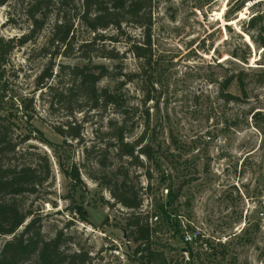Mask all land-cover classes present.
I'll list each match as a JSON object with an SVG mask.
<instances>
[{
	"label": "rangeland",
	"instance_id": "rangeland-1",
	"mask_svg": "<svg viewBox=\"0 0 264 264\" xmlns=\"http://www.w3.org/2000/svg\"><path fill=\"white\" fill-rule=\"evenodd\" d=\"M23 1L8 0L0 8L2 37L17 40L28 33ZM241 1L154 0L151 41L155 63L149 71L153 85L138 75L135 83L126 88L128 102L136 109L132 122L137 123V128L130 140L140 134L144 112L148 110L151 129L158 141L174 155L176 143L181 152L180 158L165 162L161 172L154 173L150 191L146 190L147 163L143 161L142 168L129 166L132 184L140 189L142 214L151 213L155 204L167 202L168 180L160 185V174L174 180L175 185L182 179H193L169 207L173 212L171 219L180 222V237L188 226L200 240L191 244L190 258L185 252L166 249H187L179 235L172 236V232L165 230L157 233L154 248L162 251L165 261L171 264H186V258L190 264H264V49L257 50L241 32V25L253 13L264 11V0H258L247 11L241 9L232 14L233 7ZM52 22L50 18L35 40L15 48L4 67L9 92L3 114L10 115L14 123L12 139L23 154L19 162L39 163L45 156L51 167L48 184L20 202L32 211L44 240L61 233L63 248L88 252L91 264H133L134 245L115 228L123 223L129 211L116 204L108 189L94 180L101 178L106 169L82 157L83 147L94 146L96 150L103 147L106 122L115 115L110 109L102 112L80 108L83 105L80 97L68 105L58 104L49 94V86L55 90L53 95L66 93L71 86L70 75L67 70L60 73V67L84 63L76 51L68 58L45 55L42 49L46 48ZM134 32L139 34L138 30ZM75 39L78 43L83 41L82 29L77 30ZM246 46L249 49L246 64L230 57L234 51L240 57L247 55ZM113 47L123 50L122 46L105 44L107 50ZM95 51L94 47L90 55ZM49 59L53 77L45 88L37 90L35 80L48 67ZM92 60L105 64L111 72L122 64L123 73H135L138 66L130 55L121 63ZM154 71L159 74L157 80ZM239 73L244 81V95L233 83L226 92L239 101L226 104L220 98V84ZM112 85L105 79L98 87ZM140 87L152 99L145 105ZM22 100L27 109L20 105ZM25 116L31 118L28 125ZM66 123L79 130L80 140H65L54 131ZM34 130L56 151L38 141L35 132L29 141L21 142ZM57 157L62 161L68 159L63 165L65 169L68 166L78 169L80 186L74 188L64 177ZM77 207L81 214L72 213ZM148 221L153 226L155 221L150 218ZM9 238L0 237V249ZM26 264L36 263L32 260Z\"/></svg>",
	"mask_w": 264,
	"mask_h": 264
},
{
	"label": "trees",
	"instance_id": "trees-1",
	"mask_svg": "<svg viewBox=\"0 0 264 264\" xmlns=\"http://www.w3.org/2000/svg\"><path fill=\"white\" fill-rule=\"evenodd\" d=\"M246 1L236 4L232 14L239 12ZM7 2L8 0H0V8ZM153 3L154 0H24L23 14L29 22L28 33L17 40L6 39L0 35V237H10L0 249V264H26L32 260L36 264H91L92 262L86 251L64 249L61 233H57L52 239L44 240L32 211L26 210L21 204L20 200L24 196H33L40 188L48 184L51 178V167L45 156L40 158L39 163L19 162L23 154L17 150L18 144L12 139L11 128L14 123L9 118L10 115L3 114L9 92L4 69L8 58L15 48L35 40L45 29L50 18L53 22L48 30L46 48L42 49L45 55L50 58L56 55L68 58L76 51L84 63L82 66L60 67V73L67 70L70 75L71 86L66 93L59 92L54 95V88L49 86L47 87L49 94L55 97L58 104L68 105L80 97L83 102L80 108L83 106V108L88 107L89 111L102 112L110 109L113 112L115 117L108 119L105 125L106 141L103 147H98L97 150L94 146L83 147L82 157L86 161L92 159L94 165L106 169L101 178L94 180L108 189L116 204L129 211L123 223L116 225L115 228L133 243V264H171L165 261L162 251L159 252L154 248L156 236L157 233L165 230V232H172V236L180 237L182 232L180 222H177L176 218L171 219L173 212L170 207L177 202L182 188L189 185L193 179H182L175 185L174 180L167 179L163 173L160 174V185L166 184L168 180L167 202L155 204L151 213L143 215L140 189L132 184V175L129 171V166L144 167L143 161H145L147 163L146 190L150 191L154 173H160L161 165L165 162H174L177 157L180 158L181 153L176 143H173L177 151V155H174L170 153V149L164 148V145L158 141V137L151 129L148 110L144 112L145 121L140 134L130 140L137 128L135 127L137 123L132 122L136 109L128 102L126 88L135 83L134 79L138 75L145 77L148 85H153L152 75H149L155 63L151 41ZM79 28L83 30V41L80 43L75 39ZM135 30L139 31L138 35L134 32ZM241 32L248 37L257 50L264 49V11L255 13V16L241 25ZM85 35L89 36V39H84ZM107 42L113 46H122L123 50L116 47L107 50L105 49ZM94 47L95 54L90 55ZM48 49H52V53ZM246 49L247 55L240 57L234 51L230 57L246 64L249 57L247 46ZM127 55L138 63L135 73H123L122 64L120 67L116 66L115 71L111 72L105 64H97L92 60V58H98L121 63ZM262 57H264V50ZM52 70V61L49 59L48 67L35 80L37 90L46 87V82L53 77ZM158 75L154 71V79ZM240 75V73L231 75L220 84V98L224 103L239 101L238 97L226 91L234 83L243 93L244 81ZM105 79L113 82L112 87L99 88L98 84ZM139 89L143 94V105L152 101L148 92L144 93V87ZM20 105H23L24 109L28 108L23 100ZM25 117L28 118L25 121L28 125L31 118ZM54 131L65 140H80L79 130L71 124L57 126ZM33 132L38 134V141L46 144L53 152L56 151V147L45 141L41 133L35 130L25 135L21 142L29 141ZM65 143L66 141H63V144ZM109 152H111L110 156ZM67 160L65 158L62 161L57 157V164L64 177L68 178L76 188L81 185L80 175L75 166L64 168L63 165ZM148 165H150L149 168ZM151 165H153L152 169ZM166 205H168L167 208ZM79 208L74 209L72 213L81 214ZM149 218L155 221L153 226L149 223ZM82 221L85 222L84 217ZM23 225V230L18 232ZM185 231L191 236L194 235L188 226ZM180 239L183 242V234ZM192 239L191 243L183 242L188 246L187 249L163 248L178 253L186 252L192 258L190 246L193 242L199 241L200 237L195 236ZM221 255L224 256V253Z\"/></svg>",
	"mask_w": 264,
	"mask_h": 264
},
{
	"label": "built area",
	"instance_id": "built-area-1",
	"mask_svg": "<svg viewBox=\"0 0 264 264\" xmlns=\"http://www.w3.org/2000/svg\"><path fill=\"white\" fill-rule=\"evenodd\" d=\"M258 2H259L258 0L246 1V2H245V5L243 6L242 9H244V11H247L249 8L253 7V6L256 5ZM253 16H255L254 13L250 16V18H252ZM250 18H249V19H250ZM249 19H248V20H249ZM194 237H195L194 235L191 236V235H189V234L184 233V235H183V242H184V243H191L192 240H193L192 238H194ZM185 254H187V253L185 252ZM187 256H188V255H187ZM186 260H187V262H189V259H188V258H186Z\"/></svg>",
	"mask_w": 264,
	"mask_h": 264
},
{
	"label": "bare ground",
	"instance_id": "bare-ground-1",
	"mask_svg": "<svg viewBox=\"0 0 264 264\" xmlns=\"http://www.w3.org/2000/svg\"><path fill=\"white\" fill-rule=\"evenodd\" d=\"M229 25H231V24H229Z\"/></svg>",
	"mask_w": 264,
	"mask_h": 264
}]
</instances>
